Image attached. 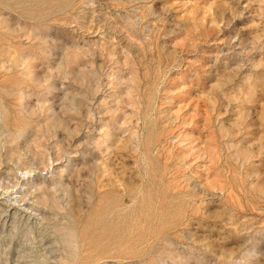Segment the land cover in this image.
I'll use <instances>...</instances> for the list:
<instances>
[{
    "label": "rangeland",
    "instance_id": "obj_1",
    "mask_svg": "<svg viewBox=\"0 0 264 264\" xmlns=\"http://www.w3.org/2000/svg\"><path fill=\"white\" fill-rule=\"evenodd\" d=\"M0 264H264V0H0Z\"/></svg>",
    "mask_w": 264,
    "mask_h": 264
}]
</instances>
